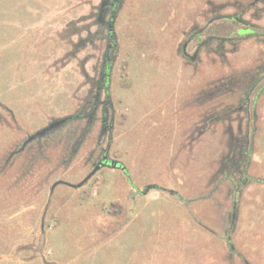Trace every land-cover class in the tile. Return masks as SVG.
I'll return each mask as SVG.
<instances>
[{
  "label": "rangeland",
  "instance_id": "rangeland-1",
  "mask_svg": "<svg viewBox=\"0 0 264 264\" xmlns=\"http://www.w3.org/2000/svg\"><path fill=\"white\" fill-rule=\"evenodd\" d=\"M102 1L0 0V264H264V182L234 184L244 139L247 173L264 180V90L240 102L264 43H209L189 64L185 34L232 13L233 0H119L108 48ZM252 12L242 18L264 28ZM230 24L210 26L228 34ZM103 153L131 184L101 166L52 188L82 181Z\"/></svg>",
  "mask_w": 264,
  "mask_h": 264
},
{
  "label": "flooded vegetation",
  "instance_id": "flooded-vegetation-1",
  "mask_svg": "<svg viewBox=\"0 0 264 264\" xmlns=\"http://www.w3.org/2000/svg\"><path fill=\"white\" fill-rule=\"evenodd\" d=\"M113 0H103L102 4L100 5V15H98V20L101 24H104V18L103 14L105 11L112 10L113 7ZM232 8L233 12L226 14V15H220V14H212V16L208 19V23L201 26V27H192L191 30L185 34V37L182 39L179 47H178V53L181 54V56L187 60L189 64L196 63V60L198 59V54L201 48L204 46H208L209 43L215 42L217 44L218 49L223 47L225 43L230 45L232 47L231 51H235L237 49V44L240 41L247 40V39H254L257 42L264 43V28L260 27V25L251 23L247 20H244L242 18V15L247 13L248 11L252 10V17L253 19L261 17L262 14H264V0H248L246 4H244V1L241 0H233L232 1ZM214 11V9H213ZM112 12V11H111ZM111 14V13H110ZM111 16V15H110ZM251 16V15H250ZM249 16V17H250ZM224 19L229 21L230 29L228 30V34H220L215 31L213 23L216 20ZM109 20L107 23V29H109ZM113 35H111L108 32V38L107 41L108 45L107 47L110 48L112 45L110 41L113 39ZM191 52H189L190 50ZM108 53H105L104 57V67L102 69L100 78L101 80H104L99 86L98 91L96 93V96L94 98V109H96L99 106V92L102 86L106 87V81L108 78V70H107V60H108ZM256 69L257 72L255 74L256 79L252 82L251 86L248 88V91L245 93L244 98L240 101L241 103H248V102H255L256 99L260 96V93L264 90V63H260L259 65H256V67L252 68L251 70ZM257 85H260L259 88L254 92ZM105 101L100 103L104 105ZM248 106V104H247ZM246 107H243L242 104L238 105L237 109L234 110H243L248 111ZM103 112V118H102V130L101 132H106L109 130L110 126L108 122L106 121V110L103 106L102 108ZM218 118V117H217ZM104 156H106L107 159H104ZM110 160L108 156L103 153L100 158L98 159L97 163L102 161L101 166H106V161ZM96 163V164H97ZM122 165V164H121Z\"/></svg>",
  "mask_w": 264,
  "mask_h": 264
},
{
  "label": "water",
  "instance_id": "water-1",
  "mask_svg": "<svg viewBox=\"0 0 264 264\" xmlns=\"http://www.w3.org/2000/svg\"><path fill=\"white\" fill-rule=\"evenodd\" d=\"M102 4V2H101ZM100 4V5H101ZM99 15H100V7H99ZM109 27H112L109 23ZM66 117H63V118H59V119H54L52 120L51 122H49L47 125H45L44 127H42L41 129H38L36 130L35 132L31 133V134H28L27 137L22 141L21 145L18 147V149H15L13 151H11L9 153V156H8V159L9 160L13 155L17 154L18 152L22 151L26 145L28 143H30L31 141H33L34 139H41L43 136L47 135L49 132L55 130V129H58L59 127H61L65 121L67 120ZM104 159H107L106 156H104ZM106 166H109V167H113V168H123V166L121 165V163L115 159H110L108 161H106ZM102 165V161H100L99 163L95 164L92 168V170L84 177V179L82 181H80L79 183L77 184H72V183H69V182H65V181H62V180H58V181H55L53 184H52V188L55 187L56 185L58 184H67V185H70V186H73V187H77V186H80L82 185L90 176H92Z\"/></svg>",
  "mask_w": 264,
  "mask_h": 264
},
{
  "label": "trees",
  "instance_id": "trees-1",
  "mask_svg": "<svg viewBox=\"0 0 264 264\" xmlns=\"http://www.w3.org/2000/svg\"><path fill=\"white\" fill-rule=\"evenodd\" d=\"M118 2H119V0H113V7H112V12H111V16H110V19H109V23L110 24H112V21H113V17H114V10L116 9V6H117V4H118ZM110 26V25H109ZM108 26V27H109ZM112 26V25H111ZM108 32L111 34V35H113L114 36V33H113V28L112 27H109V29H108ZM107 70H109V68H110V64L108 63L107 65ZM93 106H94V103L92 104V108H93ZM76 117L78 116V115H75ZM75 116H73V115H71V116H67V120L65 121V123H67L68 121H70V120H72V119H74V118H76ZM78 118V117H77ZM64 123V124H65ZM63 126V125H62ZM52 132V131H51ZM51 132H49L48 134H51ZM47 134V135H48ZM251 142L248 140V139H244V141L240 144V148L238 149L239 150V155H238V157H239V159L238 160H242L243 161V163H244V165H243V169H242V171H241V178H240V180H238L237 181V183L236 182H234V184H235V187L237 188L236 190L237 191H239L240 190V188L243 186V184L245 183V182H252V181H256V182H264V180L263 179H258V178H255V177H251V176H249L248 175V173H247V167H248V162H249V155H250V153H251V144H250ZM238 154V153H237ZM123 166V168H120L121 170H122V172H123V174L125 175V177H126V180L128 181V183L129 184H131V180H130V177H129V174H128V171H127V169L124 167V165H122ZM116 168V167H115ZM229 179L231 180V181H233V178H232V176L231 177H229ZM239 186V187H238ZM150 187L149 186H147L145 189H144V191L143 192H146L148 189H149Z\"/></svg>",
  "mask_w": 264,
  "mask_h": 264
}]
</instances>
